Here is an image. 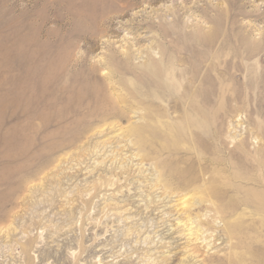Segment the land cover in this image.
Returning a JSON list of instances; mask_svg holds the SVG:
<instances>
[{"label": "rangeland", "instance_id": "rangeland-1", "mask_svg": "<svg viewBox=\"0 0 264 264\" xmlns=\"http://www.w3.org/2000/svg\"><path fill=\"white\" fill-rule=\"evenodd\" d=\"M9 218L0 264H264V0H0Z\"/></svg>", "mask_w": 264, "mask_h": 264}, {"label": "bare ground", "instance_id": "bare-ground-1", "mask_svg": "<svg viewBox=\"0 0 264 264\" xmlns=\"http://www.w3.org/2000/svg\"><path fill=\"white\" fill-rule=\"evenodd\" d=\"M158 70V69H157ZM154 73V72H153ZM205 73V72H204ZM206 75V74H205ZM204 76V75H203ZM57 78V77H56ZM26 79V78H25ZM164 79V78H163ZM215 79V78H214ZM62 80V79H61ZM166 80V79H165ZM214 81V80H213ZM205 82V81H204ZM158 83V85H159V82H157ZM49 84V83H48ZM77 86V85H76ZM162 86V85H161ZM166 88H167V86H166ZM159 89V88H158ZM65 90V89H64ZM81 94V93H80ZM24 95H26V94H24ZM16 96H18V95H16ZM60 98V97H59ZM25 99V98H24ZM55 100V99H54ZM57 101V100H56ZM6 103V102H5ZM32 103V102H31ZM11 104V103H10ZM65 106V105H64ZM63 107V106H62ZM8 108V107H7ZM64 108V107H63ZM13 109V108H12ZM75 109V108H74ZM6 110V109H5ZM19 111V110H18ZM20 112V111H19ZM17 114V112H14V113H12V114ZM23 113V112H22ZM51 113V112H50ZM49 113V114H50ZM5 114V113H4ZM19 115L21 114V113H18ZM24 114V113H23ZM3 115V114H2ZM11 117L13 116V115H11V114H9ZM17 115H14V117H16ZM21 117V116H20ZM63 117V116H62ZM15 118H13L12 120H14ZM18 119V118H17ZM70 119V118H69ZM36 120V119H35ZM78 120V119H77ZM24 121V120H23ZM55 121V120H54ZM76 121V120H75ZM58 122V121H57ZM46 123V122H45ZM61 123V122H60ZM66 123V122H65ZM70 123V122H69ZM78 123V122H77ZM59 124V123H58ZM45 125V124H44ZM57 125V124H56ZM72 125V124H71ZM70 125V126H71ZM240 125V124H239ZM18 126V125H17ZM64 126V125H63ZM144 127V126H143ZM135 129V134H137L138 133V135H140L139 134V132H140V130H139V128L138 129H136V128H134ZM142 129V128H141ZM72 130H75V129H72ZM103 131V130H102ZM101 130H100V132H102ZM138 131V132H137ZM142 131V130H141ZM133 133V132H132ZM141 136L140 137H142L143 136V132H141ZM234 135H233V137L234 138H236L237 136H238V133H233ZM232 137V138H233ZM63 141V140H62ZM128 140H126V142H127ZM20 143V142H19ZM23 143V142H22ZM27 143H28V141H27ZM38 143V142H37ZM43 143V142H42ZM130 143V142H129ZM44 144V143H43ZM46 145H48V144H46ZM35 147V146H34ZM33 147V148H34ZM40 147V146H39ZM46 147V146H45ZM83 147V146H82ZM81 147V148H82ZM124 147V146H123ZM101 148H103V146L101 147ZM101 148H100V151H101ZM67 152V151H66ZM76 152V151H75ZM28 153V152H27ZM130 157L129 158H131V155H129ZM68 157H70L69 155H68ZM33 159V158H32ZM34 160V159H33ZM58 161L59 160H57V163H58ZM52 162V161H51ZM123 161L121 162V163H117V166H119L120 165V167H122L123 166ZM101 164H103V163H101ZM125 164V163H124ZM142 164V162L139 160V162H137V165L140 167V165ZM58 165V164H57ZM144 165L142 164V167H143ZM56 167V166H55ZM57 168V167H56ZM40 170V169H39ZM46 171V170H45ZM44 171V173H47V172H45ZM41 172V171H40ZM49 172H51V170L49 171ZM43 173V174H44ZM47 176H48V173H47ZM46 176V177H47ZM34 177V176H33ZM42 177H44L45 178V176H42ZM54 177V176H53ZM189 177V176H188ZM31 179V178H30ZM53 179V178H52ZM190 179V178H189ZM26 180H28V179H26ZM32 180V179H31ZM39 183V182H38ZM159 183H157V185H158ZM37 186V185H36ZM29 188V187H28ZM31 188V187H30ZM35 188V187H34ZM157 188H159V187H157ZM22 189V188H21ZM32 189V188H31ZM18 192V191H17ZM19 192H20V190H19ZM26 192V191H25ZM164 194V193H163ZM24 196V195H23ZM164 198H166V197H164ZM30 199V198H29ZM180 199H182V201L180 202V207L177 209V211L179 212V213H183V211H184V209H187V211H185L183 214H187L186 216H185V218L184 219H186V221L185 222H183L182 223V226H184V228L185 227H188V224L189 225H192V224H195V226H189L186 230H189V232L187 233V234H189V235H192V236H194L193 237V239H195V240H198L200 237V234L201 233H199V231H200V228L198 227V226H200V224H198V225H196L197 224V221H198V218H197V216H190V212L189 211H191V209H192V206H194L195 205V199L193 198L192 199V201L191 202H185V201H187V200H185V199H183V197H180ZM31 200V199H30ZM171 201V200H170ZM198 201V200H197ZM23 204V203H22ZM21 206V205H20ZM180 209L182 210V211H180ZM14 211V210H13ZM12 211V212H13ZM176 211V210H175ZM14 214H17V213H14ZM11 215V214H10ZM16 216H18V215H16ZM10 217V216H9ZM12 217H15V215L14 216H12ZM20 217V216H19ZM200 217V216H199ZM14 219H16V218H14ZM13 219H8V221H6L4 224H0V237H6V238H8L9 236H11L10 235V233H13L15 230H16V226H14L13 225ZM187 222V223H186ZM233 225V224H232ZM195 228V229H194ZM193 229V230H192ZM227 229L228 230H230L229 228H228V226H227ZM43 231V230H42ZM16 232V231H15ZM23 233H24V231H23ZM227 234H229V233H227ZM39 236V235H38ZM21 238H22V236H21ZM229 238H231V236H230V234H229ZM10 239V238H9ZM11 240V239H10ZM16 241V240H15ZM5 242V241H4ZM8 242H9V240H8ZM16 242H18V241H16ZM36 242V241H35ZM13 245H16V244H13ZM17 245H20L19 247L21 248L20 249V251L21 252H23V253H25V263L26 264H32V261H33V258H32V256H33V254H31V251H32V249H33V247H34V243L32 242V240H29V241H24V242H20V244H17ZM16 245V246H17ZM15 247V246H14ZM35 247H37V246H35ZM15 249H17V247L15 248ZM13 250V249H12ZM19 252V251H18ZM9 253V252H8ZM16 255V254H15ZM9 259V258H8Z\"/></svg>", "mask_w": 264, "mask_h": 264}]
</instances>
